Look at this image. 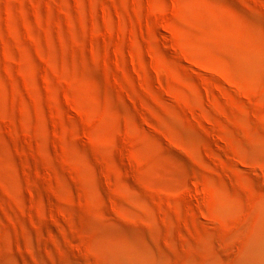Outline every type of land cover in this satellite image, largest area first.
<instances>
[{
  "label": "rangeland",
  "instance_id": "rangeland-1",
  "mask_svg": "<svg viewBox=\"0 0 264 264\" xmlns=\"http://www.w3.org/2000/svg\"><path fill=\"white\" fill-rule=\"evenodd\" d=\"M263 52L264 0H0V264H183L263 179Z\"/></svg>",
  "mask_w": 264,
  "mask_h": 264
},
{
  "label": "bare ground",
  "instance_id": "bare-ground-1",
  "mask_svg": "<svg viewBox=\"0 0 264 264\" xmlns=\"http://www.w3.org/2000/svg\"><path fill=\"white\" fill-rule=\"evenodd\" d=\"M241 57L242 65L248 60L254 65L255 56ZM252 142H244L242 149L244 173H260L263 179L258 184L245 180L248 193L233 187L216 197L192 256L183 264H264V159L259 158L264 157V140L259 135ZM128 264L149 263L130 259Z\"/></svg>",
  "mask_w": 264,
  "mask_h": 264
}]
</instances>
